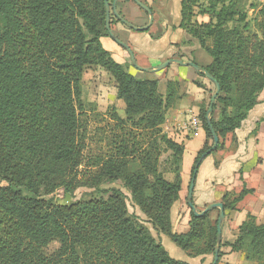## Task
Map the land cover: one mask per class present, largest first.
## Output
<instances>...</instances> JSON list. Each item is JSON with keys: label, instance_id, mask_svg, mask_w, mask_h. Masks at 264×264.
I'll return each instance as SVG.
<instances>
[{"label": "trees", "instance_id": "1", "mask_svg": "<svg viewBox=\"0 0 264 264\" xmlns=\"http://www.w3.org/2000/svg\"><path fill=\"white\" fill-rule=\"evenodd\" d=\"M179 5V28L210 57L205 67L191 63L220 87L215 100L223 106L220 119L209 116L219 139L211 156L223 149L227 134L241 127L264 91V5L254 31L246 14L238 16L223 0H180ZM193 15L208 21L198 24ZM102 38H109L104 0H0V264H188L169 256L139 216L129 213L128 201L156 236H167L189 257L214 254L218 217L211 223L209 213L195 217L190 211L189 230L171 231L184 147L162 126L179 99V82L168 81L161 95L157 81L137 79L116 62ZM89 67L101 68L114 79L125 118L112 111L122 134L112 138L110 153L94 160L82 183L79 116L82 76ZM196 86L203 89L200 83ZM207 110L198 113L206 141L191 178L213 144ZM257 130L258 124L251 135ZM162 154L170 158L166 171L160 169ZM132 165L137 167L131 171ZM164 173L174 175V181H167ZM119 182L129 197L118 188L101 187ZM78 187L95 190V197L62 206L42 196L58 189L70 194ZM249 194L245 186L236 196L225 193L224 212L235 210ZM52 244L58 248L48 255ZM228 246L243 252L247 261L264 264V223L257 225L247 216Z\"/></svg>", "mask_w": 264, "mask_h": 264}, {"label": "rangeland", "instance_id": "2", "mask_svg": "<svg viewBox=\"0 0 264 264\" xmlns=\"http://www.w3.org/2000/svg\"><path fill=\"white\" fill-rule=\"evenodd\" d=\"M139 1L152 10V26L157 23L161 25L166 24V29H170L167 30L168 33L164 31L162 38L156 39L155 34L149 35L148 32H135L126 28L122 24L117 23L115 21V18H111V33L122 43L130 47L135 56L136 63L140 68H145L148 64H151L152 67H158L168 59H183L188 58L189 56L193 59L192 61L201 63L203 67L207 66L210 63L209 55L206 54V52L199 46L197 40L189 36L184 30L180 29V31L176 33V30L179 28L180 23V0ZM223 3L225 4V6L233 5V10L238 14V16L246 14L247 20H249L248 23L252 24V31H254L253 22H256L257 12L259 8L264 5V0H223ZM203 6H205V4H203ZM116 9L121 17H123L126 21L133 24L134 26H145L149 21V17L145 16V13L131 0H118ZM192 21H196L198 24H203L208 21V17L193 15ZM151 28L149 30L153 31V29ZM154 32L155 31H153V33ZM127 37H129V40H127ZM171 42H173V44H170ZM101 43L104 49L111 54L112 58L116 62L120 63L130 75L140 80L157 81L158 92L163 96L165 95L166 91V83L170 80H173V77L176 76L179 70V67H177L176 65H171L160 72L144 73L131 66L127 53L124 52V50L120 48L113 40H111L110 38H102ZM207 46H210V41H207ZM164 58L168 59L164 60ZM203 80L205 85L202 88L206 93V99L199 106H197V113H199L200 110L208 109L210 97L215 90L212 83H210L207 79ZM81 87V100L83 110L79 116V134L82 137V144L84 149L82 153V165L79 168V178L83 183L85 182L87 176L90 175V172L93 171L91 164L94 162V160L98 157H102L110 153L109 144L112 138L122 134L121 131H119V129L116 127L115 122L112 120V111H116V114L121 119H124L125 116L124 105L116 99V83L114 79L103 69L98 67L86 68L83 72ZM192 96L193 98L196 97L193 92ZM214 106L215 108L210 114V117H212L214 121H218L220 119L221 112L223 111V106L220 103H215ZM162 130L163 132H165L164 126H162ZM199 142V138H193V140H191V143L188 145L187 151L194 148ZM207 142L208 144H212V141L210 139H208ZM169 159L170 158L168 154H162L159 161L161 170H168ZM189 166L190 160L186 159L184 161L183 170L186 172ZM136 167L137 165H132L130 167V170L132 171ZM211 169L212 167L207 168L206 165H203L200 169L199 174H197L198 172L196 173L195 181L197 175H199L198 179L200 181L202 176H206ZM101 187L105 189L109 187L118 188L129 197V193L123 188L120 182L111 185L104 184ZM95 195V190L84 187H78L70 194H63L61 189L56 190L50 195H45L44 193H42L44 199L50 200V202L54 205L62 206L90 200L93 199ZM127 206L129 213L137 214V216H139L138 219L140 220V222L144 223V225L150 230L153 236L154 231H152L150 225L144 222V217L140 215V213H137L138 211L136 209L132 208L130 201L127 202ZM217 214L218 210H214L209 213V215L211 216V223H214L216 221ZM224 219L221 222V226L223 225ZM222 235L223 234L221 227V244L223 242H228L227 239H229L230 237L228 236L227 230L225 235ZM165 240L169 242L175 250L172 252L171 250H169V248H167L165 244H162L171 258L180 261H187L185 252L171 243L169 239L165 238ZM203 242L204 241L202 240V243ZM200 247L202 248V245ZM57 248V244H52L48 248L46 254H53L57 250ZM206 255L209 256V258L213 259V253H207Z\"/></svg>", "mask_w": 264, "mask_h": 264}, {"label": "crops", "instance_id": "3", "mask_svg": "<svg viewBox=\"0 0 264 264\" xmlns=\"http://www.w3.org/2000/svg\"><path fill=\"white\" fill-rule=\"evenodd\" d=\"M151 29L155 32L153 33L152 30L146 32L149 35L155 34L156 39L162 38L164 31L168 33L167 30H170L166 29V24L161 25L158 23L154 24ZM178 31H180V28L176 30V33ZM127 38L129 40V37ZM170 44H173V42ZM168 58H164V60ZM178 60L191 62L193 59L189 56ZM198 64L200 65L201 63ZM146 67L151 68L152 65L148 64ZM172 81H177L180 84L179 99L166 113L163 125L164 133L175 143L182 144L184 152L181 161V190L179 199L171 208L170 223L173 233L184 234L189 230L190 222L187 195L191 181V168L197 153L206 141L201 125L196 133L190 132L189 118L190 114L198 116L196 108L205 101L206 93L203 89L196 86L197 83L203 86L205 83L199 73L192 68L179 67ZM192 92L196 96L195 98H193ZM258 101L259 103L251 109L241 127L225 136L223 149L208 156L197 171V174H199L203 165H206L207 168L212 167L206 176H202L200 181L198 179L199 175H197L192 195V203L197 212H201L211 204L221 203L225 193L238 195L242 191L243 186L247 190L252 191V194L247 195L236 205L235 210L224 212L225 219L221 226L222 234L225 235L227 230L230 238L227 239L228 242L222 243L223 247L220 249L221 257L217 264H254L245 259L243 252H233L228 245L233 244L236 240L238 228L247 219V216L254 217L257 225L264 223V91L259 94ZM257 124L256 135H251ZM193 138H199L200 142L187 151L188 145ZM186 159L190 160V166L185 172L183 165ZM215 162H219L217 167ZM239 170H241V176ZM164 178L169 182L174 181V175L169 173H164ZM218 215L219 211L217 217ZM153 236L161 244H165L169 250L175 251L173 246L165 240V238L169 239L167 236H156L155 232ZM186 256L187 261L184 262L188 264H211L213 260L207 255L189 257L186 254Z\"/></svg>", "mask_w": 264, "mask_h": 264}, {"label": "water", "instance_id": "4", "mask_svg": "<svg viewBox=\"0 0 264 264\" xmlns=\"http://www.w3.org/2000/svg\"><path fill=\"white\" fill-rule=\"evenodd\" d=\"M133 3L138 6L143 12H145L147 14V16L149 17V21L145 26H141V27H137L134 26L133 24L129 23L128 21H126L123 17H121L116 9V5L118 0H113L111 5L109 4L108 0H104V4H105V30L108 33V36L111 40H113L120 48H122L128 55L129 60H130V64L133 68L140 70L144 73H156V72H160L165 70L166 68H168L171 65H176L179 67H185V68H192L193 70H195L198 73H201L205 76V78L210 81L211 83H213L215 90L210 98V104L206 113V120H207V125L209 128V131L212 135L213 138V144L212 147L209 151H207L205 154L202 155L201 160L198 162V164L201 163V161L206 158L207 156H209L211 154V152L218 146L219 144V139L217 137V135L214 133V130L211 126L210 123V119L209 116L212 113V109H213V105L215 103V100L220 92V87L219 84L202 68H200L199 66H196L195 64L191 63V62H183L181 60L178 59H168L165 62H163L162 64H160V66L158 67H151V68H140L135 60V56L132 52V50L130 49V47L124 43H122L117 37H115L110 30L111 27V15L115 18L116 21H118L120 24L124 25L126 28L133 30L135 32H146L148 31L152 24H153V16H152V11L150 10V8H148L146 5H144L142 2H140L139 0H132ZM198 164L196 165L195 168V174L197 173V168H198ZM194 184H195V176H193L191 178V181L189 183V189H188V195H187V205L190 209V211L192 212V214L195 217H201L207 213H210L214 210H218L219 211V215H218V220H217V225H216V230H217V235H216V246L214 249V254H213V260L211 264H217L219 261V252L221 249V222L223 221L225 215H224V209H223V205L221 203H214L211 204L209 206H207L204 210H202L201 212H197L196 208L194 207L193 203H192V195H193V190H194Z\"/></svg>", "mask_w": 264, "mask_h": 264}, {"label": "built area", "instance_id": "5", "mask_svg": "<svg viewBox=\"0 0 264 264\" xmlns=\"http://www.w3.org/2000/svg\"><path fill=\"white\" fill-rule=\"evenodd\" d=\"M201 122L196 115L190 114L189 118V130L191 133H196L197 130L200 128Z\"/></svg>", "mask_w": 264, "mask_h": 264}, {"label": "flooded vegetation", "instance_id": "6", "mask_svg": "<svg viewBox=\"0 0 264 264\" xmlns=\"http://www.w3.org/2000/svg\"><path fill=\"white\" fill-rule=\"evenodd\" d=\"M132 1V0H131ZM112 3V2H111ZM111 5V4H110ZM145 13V12H144ZM145 16H147V14L145 13ZM153 16V15H152ZM111 18H114L112 15H111ZM112 23V22H111ZM124 26V25H123ZM125 52V51H124Z\"/></svg>", "mask_w": 264, "mask_h": 264}]
</instances>
